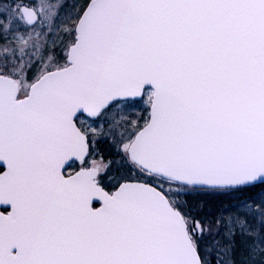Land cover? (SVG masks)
Masks as SVG:
<instances>
[{"label":"snow or ice","instance_id":"1","mask_svg":"<svg viewBox=\"0 0 264 264\" xmlns=\"http://www.w3.org/2000/svg\"><path fill=\"white\" fill-rule=\"evenodd\" d=\"M0 264H264V0H0Z\"/></svg>","mask_w":264,"mask_h":264}]
</instances>
